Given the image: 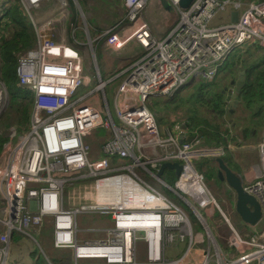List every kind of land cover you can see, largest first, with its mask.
<instances>
[{"label":"built area","instance_id":"built-area-1","mask_svg":"<svg viewBox=\"0 0 264 264\" xmlns=\"http://www.w3.org/2000/svg\"><path fill=\"white\" fill-rule=\"evenodd\" d=\"M40 1L21 0L28 14ZM150 1L123 0L121 21L106 32V51L121 54L134 43L142 54L115 77H99L89 93L80 94L89 82L83 56L42 27L34 29L33 46L17 56V83L31 93V106L26 130L10 124L0 132V264L8 262L12 235L28 236L46 221L52 247L69 250L71 264H189L196 247L204 250L200 264H264V137L250 148L253 164L247 167L255 173L246 181L238 174L260 204L263 222L245 233L219 208L195 166L202 158H223L232 152L230 144L206 145L184 127L165 134L149 109L151 97L214 79L236 49H263L264 0H248L235 20L217 26L211 25L216 13L239 10L240 0H193L185 9L179 0H168L175 19L162 37L146 19ZM116 77L112 113L107 103L105 113L98 102L84 101L96 91L105 98L106 85ZM9 99L0 78L1 113ZM164 162L178 163L179 173L164 169L157 177ZM188 210L201 230L193 228ZM79 214L103 219L80 228ZM80 232L92 236L79 238ZM140 243L142 260L136 262ZM180 244L182 254L169 257L167 250Z\"/></svg>","mask_w":264,"mask_h":264},{"label":"rangeland","instance_id":"rangeland-1","mask_svg":"<svg viewBox=\"0 0 264 264\" xmlns=\"http://www.w3.org/2000/svg\"><path fill=\"white\" fill-rule=\"evenodd\" d=\"M247 1L248 0H240L242 4L240 7V11L243 10V4ZM11 3H17L19 8L25 15V21L29 28V19H28L29 16L28 15H30V13L28 14L21 0H11L10 4ZM87 3H90L88 6L89 8L86 9L87 13H84L81 16L79 20V25L83 29L84 27L86 29L88 28L89 31H92V28L94 27L96 28V25L98 23H101V20H100L101 17L106 16V15H111V13H113V16H115V14L118 12V9L117 11L114 10L116 6H113L112 10L105 9L104 5L98 0H87L86 5ZM31 10L32 9H30L29 11L31 12ZM225 13L228 14L227 11H224L223 13L218 15V17L223 18V21L225 20ZM11 30L12 29L9 28V30L6 32L5 30H2L0 28V35L9 36L11 34ZM75 35L81 41L80 44L78 45L75 44L74 46L80 50V54L83 56V73L89 76V82L87 83L86 87H83L81 89L80 94L89 93V90L92 89L97 84L99 77L102 80H108L109 78H112L111 76L113 74L109 75L106 78L104 77L103 71L102 72L101 70L99 72L97 71V69L100 66V60H98L95 56L94 45H88L86 43V37H84L80 33V31H77ZM91 37H93V34H91ZM34 40L35 38L30 39L28 40V43L30 45H33ZM136 49L140 53L141 49L138 47H136ZM249 49L256 50V52L253 55H249L247 54L250 51ZM22 52L23 51H20L16 55L18 56ZM234 53L240 54L242 57L244 56L246 58L247 64L258 63L262 55L261 51H258L254 46H251V45H245L241 48H238L236 49ZM132 55H136V53L132 51ZM2 58L3 56L0 55V76L2 74L3 78L5 79L6 87H7L8 92L10 93V96H11V92H13L12 94L15 96V99L19 100L20 98V100L26 102V100H29L28 97H31V93L20 88L17 83V79L15 75L16 60L15 61L13 60L12 63H10L12 79L7 80L5 78V75H6L8 67L6 65V62ZM95 58L96 60L94 61ZM132 59L134 58H129V60H132ZM220 68H219V72L216 75V77L212 79L213 82L216 84L215 88L213 89L208 88V87H202V88L196 87L195 85L198 81H191L187 83L186 85L181 86L171 95L154 96L150 98L149 109L155 114L156 120L158 124L161 126V128L165 129L164 130L165 134L166 133L174 134L176 130L181 129V127H184L186 124L191 126L192 117H194V120L196 121L199 120V122L201 123L204 122L207 125L205 127H212L211 125H216L220 128H224V126H227L226 122L230 120V118L228 120V117H229L228 111L232 108L231 104L233 103V101L229 102L228 109L222 116H219L215 112L214 107L218 106L222 98L225 99L226 98L225 95L228 94L230 91L236 92L235 90L236 87H234L235 85L228 83L232 79L229 80L227 76L231 78L232 77L236 78V76L238 75V72L241 70L242 71L244 70L238 68L237 71H234L235 73H233V75H229L225 70L220 69ZM119 82H120V78L116 77V78H113L106 85L105 98L102 92L96 91V92H93L92 94H88L85 97L84 101L88 102L90 100L92 102H98L100 105V109L103 110L105 113H106L105 103H107V106L112 113L111 99L115 93V90ZM25 95H26V98H24ZM229 95H231V92L229 93ZM28 110H25L24 112H20L17 114L13 109L11 110L8 109L7 111L5 109L3 111V112L6 111L4 114L3 112L2 113L0 112L1 113L0 114V132L1 133L6 132V128L10 124L15 125L18 131L26 130L29 124V111ZM231 124L230 126H232ZM208 130H210V134L213 133V130L211 128ZM234 130L236 131L237 129L235 128ZM191 132L196 133L195 130ZM198 136L204 143V137L199 135V133H198ZM263 137H264V131L263 133H261V138H259L258 141H261ZM100 142L101 140L94 141V143L97 145H99ZM99 156H102V153H100ZM199 161L196 163L195 166L197 170L203 174V179H204L206 186L208 187L212 195L215 197L219 208L222 211H224L228 216H231L234 210L233 209V201H234L233 191L227 188L224 183L219 182V180L217 179L215 175V172L208 171V168L210 167L208 165V162L205 161V158H202ZM232 169L235 171V168H232ZM162 177L167 183L171 184L169 175L166 172L163 173ZM145 180L153 184V181L150 180L148 177H145ZM160 189L162 190L163 188L160 187ZM174 199L179 204H182L179 200H177V198H174ZM188 214L193 224V228L201 230L202 225L196 221V219L192 215V212L188 210ZM215 218L217 221L216 225H219L221 222V219H220V215L218 212L216 213ZM102 219L103 217L95 216L93 214H79L77 215L76 224H77V227H80V228L92 227V226L99 224V222ZM14 236L17 237V239H14ZM91 236H92L91 233H84V232L79 233V238H91ZM12 245H14L15 247L14 252H17V253L16 255L13 256L14 259H11V258L9 259L8 264H63V262L65 264H71V261L70 262L68 261L69 254H70L69 250L67 249L56 250L52 247L51 225L49 221H46L44 225L40 227H36V229L31 230L28 236L23 233L14 234L12 238ZM184 247L185 245L180 244L177 246L176 249L175 248L168 249L167 254L169 255V257H177L182 254ZM142 249H143V244L142 243L138 244L137 255L135 259L136 262H140L142 260V257H141ZM9 256L10 255L8 254V258ZM203 256H204V250H200L199 247H196V249L194 251H191L190 253L191 263L189 264H200V262L203 260ZM181 264H185V261Z\"/></svg>","mask_w":264,"mask_h":264},{"label":"crops","instance_id":"crops-1","mask_svg":"<svg viewBox=\"0 0 264 264\" xmlns=\"http://www.w3.org/2000/svg\"><path fill=\"white\" fill-rule=\"evenodd\" d=\"M60 1H64L66 3V7L62 8ZM100 1L105 9L112 10L113 6L115 11L118 12L113 16L106 15L100 18L101 23L96 25V28H92V31L89 29L81 28L79 25V20L81 16L86 12V9L89 8V4L86 2L87 0H41L37 6L33 7L29 16V25L31 30L34 32L35 27H42L46 33H51L54 35L56 39L67 43L69 45L74 46L75 44L78 45L81 41L76 37L75 33L80 31V33L86 37V43L88 45H94L95 50L99 51V60L100 66L98 68V72L101 70L103 71L104 77H108L109 75L113 74L111 77H115L118 73L123 71L126 67H128L134 60L142 54V48L138 45L131 43L128 45L123 52L115 54H109L106 51V37H107V30L113 26L114 24L121 21L122 16L124 15V5L123 0H98ZM11 0H0V15L6 10V8L14 3H11ZM225 13V20L223 18L218 17L219 14ZM239 10H234L232 8H227L221 12L216 13V15L211 20L212 26H217L232 20H235L238 17ZM174 11L168 12L165 10L159 1L151 0L148 5V10L146 14V19L150 25V29L152 33L157 37H162L171 27L172 23L174 22ZM93 34V37H91ZM94 43V44H93ZM75 47V46H74ZM136 47L140 48V53L137 51ZM76 48V47H75ZM77 49V48H76ZM80 52V50L78 49ZM132 51L136 53V55H132ZM230 57V56H229ZM129 58H134L129 60ZM126 59V60H125ZM96 60V58H95ZM94 60V61H95ZM241 69V68H240ZM238 68L234 71H237ZM244 70V69H243ZM235 73V72H234ZM245 74V70H244ZM240 75V71L236 78H227L233 82H228L229 84L235 85V80L238 79ZM235 87V86H234ZM230 88V87H229ZM236 90V88H235ZM231 92V95L229 93ZM228 94L225 95V101L227 103V109L230 101L237 100L238 103L234 108L232 113H229L227 126H224V129L230 130V134L228 139L225 140L230 144L232 152H226L223 156L225 159V163L231 167V164L235 167V172L242 176L243 180H248V176L250 174L255 173V169L249 168L248 169V161L250 162L253 157V153H251V147L256 145L261 138V133L264 131V124L256 125L253 122V118H251V110L245 108L237 98V93L234 91H230ZM235 96V97H234ZM232 123V124H231ZM230 124L232 126H230ZM159 125V124H158ZM162 132L165 129H162L159 125ZM185 127V126H184ZM237 129L236 131L234 129ZM187 134L190 135V131L186 129ZM198 135V134H197ZM193 136V135H192ZM250 154V155H249ZM246 155H249L248 157ZM231 163V164H230ZM241 163V164H240ZM252 162H250V167L252 166ZM232 168V167H231ZM237 170V171H236ZM244 181V182H245ZM232 221L235 225L240 227V229L245 232H251L256 228L262 226L263 222H258L256 225H248L245 224L239 217L236 215L235 211L233 210L231 214ZM13 238V237H12ZM15 238V236H14ZM15 247L12 245V241L9 245V259H14V255L17 252H14ZM18 251V249H17ZM20 251V250H19ZM14 252V253H13ZM8 264V262H7Z\"/></svg>","mask_w":264,"mask_h":264},{"label":"trees","instance_id":"trees-1","mask_svg":"<svg viewBox=\"0 0 264 264\" xmlns=\"http://www.w3.org/2000/svg\"><path fill=\"white\" fill-rule=\"evenodd\" d=\"M0 28L2 30H5L6 32L9 30V28L12 29L9 36L0 35V55L3 56L2 59L6 62V65L8 67L5 78L7 80H11L12 72L10 63H12L13 60H16V54L18 52H24L33 46L28 43V40L34 39L35 34L31 30L30 25L28 28V25L25 21V15L21 11L17 3L8 6L2 13V15H0ZM256 49L262 52L260 61L258 63L247 64L246 58L244 56L242 57L240 54L234 53L236 51L235 50L231 54V56L224 61L220 69L225 70L229 75H233L235 68H241L245 70L244 85L242 86V88L237 90V98L245 108L251 110L252 113L250 116L251 118H253V122L258 126L264 124V48ZM249 50L250 51L247 53L249 55H253L256 52V50L253 49ZM95 56L99 60L100 56L98 50H95ZM0 78L6 85L5 79L3 78L2 74ZM195 86L199 88L208 87L213 89L215 88L216 84L213 82V80H210L209 82L198 81ZM12 93L13 92H11V96L9 93L10 99L6 111L8 109H13L17 114L30 109L31 102L29 100H26V102L20 100V98L19 100H17ZM24 98H26V95ZM214 110L219 116H222L227 111V103L224 98H222L218 106L214 107ZM5 112H3V114ZM205 126L207 125L204 122L201 123L199 122V120L196 121L194 120V117H192L191 126L186 124L184 128L188 129V131L195 130L197 134L199 133V135L204 137V143L206 145L225 144V139H228L230 130H228L227 128H220L216 125H211L212 127ZM210 128L213 130L212 134H210V130H208ZM1 135L2 134H0V150L4 141V137ZM205 161L208 162V165L210 167L208 168V171L215 172L214 160L205 158ZM231 167L235 168L232 164ZM14 239H17V237H15Z\"/></svg>","mask_w":264,"mask_h":264},{"label":"water","instance_id":"water-1","mask_svg":"<svg viewBox=\"0 0 264 264\" xmlns=\"http://www.w3.org/2000/svg\"><path fill=\"white\" fill-rule=\"evenodd\" d=\"M193 0H179L178 6L180 8H187ZM162 7L168 12H173L172 5L168 0H159ZM98 70V69H97ZM245 81L244 71H240L238 79L235 80L236 93L237 90L242 88ZM233 82V81H231ZM238 101L233 100L231 104V109L228 111L232 113L236 107ZM192 137L190 136L189 139ZM215 162V175L219 182L225 183L229 189L234 193L233 209L238 215V217L248 225H255L261 219V208L258 201L249 193H247L243 188V183L238 175L232 168H230L224 161L223 158L218 157L214 159ZM164 169H174V173L178 174L181 167L178 163L164 162L162 163L157 170V177H160Z\"/></svg>","mask_w":264,"mask_h":264},{"label":"bare ground","instance_id":"bare-ground-1","mask_svg":"<svg viewBox=\"0 0 264 264\" xmlns=\"http://www.w3.org/2000/svg\"><path fill=\"white\" fill-rule=\"evenodd\" d=\"M211 80H212V79H211ZM190 134H191V135H196L197 133H195V132H191V131H190ZM196 169H197V168H196ZM12 237H13V235H12ZM127 250H128V247H127Z\"/></svg>","mask_w":264,"mask_h":264},{"label":"flooded vegetation","instance_id":"flooded-vegetation-1","mask_svg":"<svg viewBox=\"0 0 264 264\" xmlns=\"http://www.w3.org/2000/svg\"><path fill=\"white\" fill-rule=\"evenodd\" d=\"M225 184V183H224ZM225 186L227 187V185L225 184ZM228 188V187H227Z\"/></svg>","mask_w":264,"mask_h":264}]
</instances>
